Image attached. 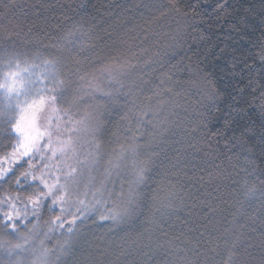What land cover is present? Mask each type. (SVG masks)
<instances>
[{
    "label": "trees",
    "instance_id": "obj_1",
    "mask_svg": "<svg viewBox=\"0 0 264 264\" xmlns=\"http://www.w3.org/2000/svg\"><path fill=\"white\" fill-rule=\"evenodd\" d=\"M217 2L0 0V73L9 60L42 72V61L56 59L70 101L90 82L111 91V99H95L99 159L112 162L122 148L138 145V159L150 169L136 189L135 211L118 224L100 221L98 212L78 221L72 249L58 264H225L234 243L235 264H264V0H219L227 15ZM138 111H148L153 123L138 127ZM245 127L251 131L241 146ZM15 143L0 123V156ZM13 167L15 176L0 181V198L26 200L33 190L15 178L28 166ZM119 171L107 185L114 193L121 184L127 192L131 179L124 166ZM94 177L102 178L98 170ZM115 202L114 195L97 207L106 212ZM55 214L38 210L40 239ZM68 226L46 247L62 244Z\"/></svg>",
    "mask_w": 264,
    "mask_h": 264
},
{
    "label": "snow or ice",
    "instance_id": "obj_2",
    "mask_svg": "<svg viewBox=\"0 0 264 264\" xmlns=\"http://www.w3.org/2000/svg\"><path fill=\"white\" fill-rule=\"evenodd\" d=\"M7 7L8 5H5V9ZM216 9L227 15L225 4L220 3L219 0ZM260 60L264 62V33L261 36ZM58 64L59 61L56 59L42 61L44 71L37 76L35 69L40 65H33V71H29L28 68L21 69L18 61L9 60L5 65L6 70L0 73V123L3 125L4 133L16 139L14 145L8 146L11 151L0 156V165L4 163L8 165L0 166V181L7 182L6 177L15 176L13 166H22L23 162L27 164V170L16 176L15 184L25 190L27 188L33 190L32 195L26 200L21 199L19 195L14 198H0V206L6 205V209L0 207V264H58L61 256L72 249L74 226L78 221L86 220L93 212H98L100 221H112L118 224L135 211L136 189L145 183L147 173L150 171L148 163L138 159V145L122 148L118 162L113 165L109 161L111 167L105 170L99 187L92 193L95 203L90 207L83 199L78 197L73 199V191L79 186L77 175L82 176L84 170L97 166L99 162V144L95 142V137L100 128L96 116L100 106L97 105L92 111L76 118L72 109L79 110L81 104L87 103V100L84 95H73L71 101L69 100V81L62 78ZM245 67L250 73L253 71L252 65L245 64ZM261 74L264 75V67L261 68ZM80 79L84 78L80 77ZM209 84L215 92L214 84L211 81ZM93 91L100 92L102 96H91V99L112 98L111 91L105 92L99 88ZM260 97L264 100V91L261 92ZM148 117V111H138L135 116L137 126L152 124V119ZM230 125V121L226 122L225 127ZM249 131L251 129L245 127L241 137L237 138L241 146L248 144V140L244 139V133ZM215 135H223V132L217 131ZM259 139L264 151V122L261 123ZM85 146L92 151L81 160L79 153ZM251 150L247 148V151ZM69 153L72 154L71 159L74 163L66 162ZM34 160L40 161V168L33 163ZM47 160H54L57 164L49 165ZM62 160L65 162L64 168L58 167ZM129 160L130 163H126ZM121 166L130 173L131 179L128 181L127 192L121 184L119 193H114L108 190L107 183L111 182L113 169L117 171V175L120 174ZM53 168L62 173L63 183L60 175L54 176L53 182L49 183L48 178L53 175ZM261 183L264 185V181ZM106 192L108 199L115 195V210L100 212L97 205L103 206L108 202V199H105ZM248 192L254 194L255 189L249 188ZM16 201H19L23 207L18 208ZM29 205L32 217L37 218V223H32L29 218ZM42 207H47L54 213L58 209V214L53 215L47 222V231L42 233L43 239H40L38 210ZM28 223H32V227L27 232L22 231L21 225L27 228ZM65 224L69 226L64 242L55 250L46 247L45 241L51 238L52 233L64 229ZM37 240H39L38 244ZM237 255L238 248L234 243L225 264H235ZM51 257H55V262L50 260Z\"/></svg>",
    "mask_w": 264,
    "mask_h": 264
},
{
    "label": "rangeland",
    "instance_id": "obj_3",
    "mask_svg": "<svg viewBox=\"0 0 264 264\" xmlns=\"http://www.w3.org/2000/svg\"><path fill=\"white\" fill-rule=\"evenodd\" d=\"M19 64H20L21 69L28 68V64H21V63H19ZM29 71H33V69L30 68ZM40 72H41V69H37V70L35 69V75L39 76ZM97 88L100 89V86L98 84H96L95 82H90L88 85H86L85 92H84V97H85V100H87V103L81 104V106H80L79 110H77V112H75V111L73 112L72 111V113L76 116V118H80L81 116L84 115L85 112L92 111L96 107L95 99H91L90 97L91 96H95V97L102 96V94L100 92H94L93 91L94 89H97ZM89 139H91V137H89ZM130 146L132 147L133 145L130 144ZM90 151H92V149H90L87 146H85L84 149L80 150L79 158L81 160H84L85 157L88 155V153ZM119 155H118V157H119ZM71 156H72V154L69 153L68 154V158H66V162L67 163H74V161L71 159ZM118 157L114 161H112L113 165H115L118 162ZM46 162L49 165L57 164V162L54 161V160H47ZM33 163L37 164L38 168L41 167L40 161L34 160ZM100 164H101V167H100ZM0 166H2V165H0ZM3 166L7 167L8 165L6 164V165H3ZM58 167L64 168L65 167V162L62 160L59 163ZM110 167L111 166L109 165V162H107L105 164H102V161L99 159V162H98L97 166L89 167L87 170H84L82 176L77 175V180L79 181V186L77 188H75L74 191H73V199H75L77 197L79 199H83L91 207L95 203L92 193L100 185V182L94 181L95 172L98 170V172L102 176V178L100 179V181H101L104 178L105 170L110 168ZM43 171L47 172L48 170L47 169H43ZM114 172H117V171L115 169H113L112 173L114 174ZM52 173H53V175L48 178L49 179V183L53 182V178L56 175H60L61 176V183L64 182L62 173L57 172L55 170V168L52 169ZM119 173L122 174L120 171H119ZM37 175H39V172H37ZM94 182H95V184H97V186L94 185ZM107 185H108V183H107ZM97 198H99V197H97ZM113 210H115V208H113Z\"/></svg>",
    "mask_w": 264,
    "mask_h": 264
}]
</instances>
